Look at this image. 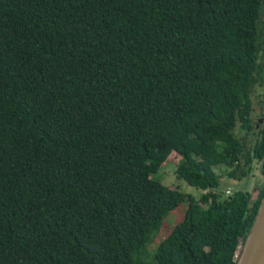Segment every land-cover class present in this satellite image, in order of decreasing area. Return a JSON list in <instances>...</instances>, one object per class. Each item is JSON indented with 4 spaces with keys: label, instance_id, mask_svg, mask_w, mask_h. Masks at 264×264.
<instances>
[{
    "label": "trees",
    "instance_id": "1",
    "mask_svg": "<svg viewBox=\"0 0 264 264\" xmlns=\"http://www.w3.org/2000/svg\"><path fill=\"white\" fill-rule=\"evenodd\" d=\"M263 3L0 0V264H238L264 187L219 181L264 178ZM172 152L198 196L156 178Z\"/></svg>",
    "mask_w": 264,
    "mask_h": 264
},
{
    "label": "rangeland",
    "instance_id": "2",
    "mask_svg": "<svg viewBox=\"0 0 264 264\" xmlns=\"http://www.w3.org/2000/svg\"><path fill=\"white\" fill-rule=\"evenodd\" d=\"M259 24L260 26H264V3L261 6L260 9V16H259ZM260 62H264V53H261ZM251 98L253 101V107L255 111V122L260 117V114L264 112V104L258 103V101L261 99H264V89L258 84V82L252 84L251 86ZM262 116V115H261ZM234 135L236 137L243 136V131L239 127H236L234 130ZM249 141V140H248ZM177 159L178 156L175 152H172L162 166L159 168L156 178L164 185L166 186H173L174 188L186 192L191 193L194 196L199 195V190L187 183L184 179L178 178L175 174L176 166H177ZM225 177V175H223ZM227 185L232 191V188H248L250 191H253L256 189V191H260L264 187V178L261 177L258 173V167L257 164L253 165V170L251 175L248 178H244L242 180H229L220 177L219 181V188ZM257 193V192H256ZM184 210V203L180 204L177 208L172 210L164 219L163 225L161 227L160 233L158 234V237L154 242L149 244L148 248L152 251L154 250L155 246L157 245L158 241L173 227L174 223L178 221V219L181 217L182 212ZM243 252V251H242Z\"/></svg>",
    "mask_w": 264,
    "mask_h": 264
},
{
    "label": "water",
    "instance_id": "3",
    "mask_svg": "<svg viewBox=\"0 0 264 264\" xmlns=\"http://www.w3.org/2000/svg\"><path fill=\"white\" fill-rule=\"evenodd\" d=\"M263 120H259V125ZM256 192L252 191V197ZM238 264H264V199Z\"/></svg>",
    "mask_w": 264,
    "mask_h": 264
},
{
    "label": "built area",
    "instance_id": "4",
    "mask_svg": "<svg viewBox=\"0 0 264 264\" xmlns=\"http://www.w3.org/2000/svg\"><path fill=\"white\" fill-rule=\"evenodd\" d=\"M235 259H239L240 258V254H238V252H236L233 256Z\"/></svg>",
    "mask_w": 264,
    "mask_h": 264
},
{
    "label": "flooded vegetation",
    "instance_id": "5",
    "mask_svg": "<svg viewBox=\"0 0 264 264\" xmlns=\"http://www.w3.org/2000/svg\"><path fill=\"white\" fill-rule=\"evenodd\" d=\"M261 118H264V117H261ZM261 118H259L258 121H259Z\"/></svg>",
    "mask_w": 264,
    "mask_h": 264
}]
</instances>
